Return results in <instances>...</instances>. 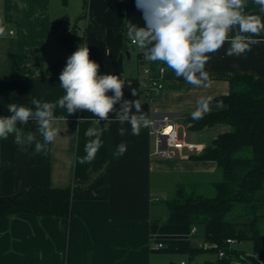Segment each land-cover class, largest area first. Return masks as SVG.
<instances>
[{
    "label": "crops",
    "instance_id": "obj_1",
    "mask_svg": "<svg viewBox=\"0 0 264 264\" xmlns=\"http://www.w3.org/2000/svg\"><path fill=\"white\" fill-rule=\"evenodd\" d=\"M67 2L0 0V28L4 29L0 36V116L11 114L8 104L34 109L33 98L55 103L65 94L59 78L52 75L51 66L67 55V49L59 43L61 33L70 29L74 20L64 9ZM74 2L83 5V0ZM88 3V21L104 31L103 35L90 31L86 41L90 59L100 66L99 74L110 73L126 83L130 81L137 95L133 97L125 85L124 99L139 100L148 119L163 114L174 117L179 129L183 128L182 136L187 140L186 128L190 129L199 141H188L201 148L183 149L174 159L151 156L149 126L133 135L130 124L116 122L103 132L95 159L80 164L79 158L86 155L85 145L92 139L85 136V131L95 126V117L79 110L69 115L59 107L54 110L58 134L47 154H35L34 144L28 146L27 152L20 151L12 135L0 139V196L32 186L70 187L72 194L69 218L30 213L1 216L0 264H178L183 259L189 264H208L218 255L207 250L215 246L209 225L198 226V231L192 233V225L169 223L168 204L179 185L197 181L193 173L216 170L214 160H195L190 156L200 154L230 125L217 123L195 130L189 119L200 97L213 99L229 93L228 78L232 75L251 73L264 78V42L251 45L250 51L239 56L227 55L230 45L225 43L210 54L205 65L208 86L196 87L183 77H176L162 62H141L144 50L132 43L126 28L128 20L144 26V13L137 9L136 0ZM245 11L264 19L254 0H246ZM63 16L69 19L57 23ZM256 38L264 41L263 33ZM145 67L165 84L151 99L143 94V82L148 77ZM226 108L223 102L211 101L204 115ZM114 115L110 114V118ZM21 127L25 134L36 133L34 121ZM120 127L127 129L124 136L118 133ZM37 139L42 141L38 133ZM120 143L127 145V151L116 158L113 153ZM191 249L200 251L191 255ZM198 258L204 260L198 262Z\"/></svg>",
    "mask_w": 264,
    "mask_h": 264
},
{
    "label": "clouds",
    "instance_id": "obj_2",
    "mask_svg": "<svg viewBox=\"0 0 264 264\" xmlns=\"http://www.w3.org/2000/svg\"><path fill=\"white\" fill-rule=\"evenodd\" d=\"M264 13V0H254ZM137 9L144 13V26L128 20V38L144 50V56L152 62H162L176 77L196 87L208 86L205 65L210 54L221 49L225 43L230 46L226 54L242 55L251 50V45L264 42L256 37L264 33V19L248 14L246 0H136ZM4 29L0 28V36ZM99 64L90 59L88 45H79L68 58L59 75L64 95L55 103L41 102L33 98V108L15 103L8 104L10 115L0 116V139L14 136V143L20 151L27 152L34 144L35 154H47L48 146L54 142L57 129L54 110L66 109L69 115L87 111L95 117L94 127L85 131L89 139L80 164L91 163L102 146L101 136L112 123L131 125L133 135H139L142 127L150 124L141 110L139 100L124 99L123 88L127 85L131 95H137L131 82H125L114 74H99ZM111 93V95H109ZM212 97H200L197 108L192 112L193 120L203 118L209 111ZM118 105V107H117ZM135 109V111H133ZM114 113V118L110 114ZM60 119H64L60 117ZM34 121L36 133H24L23 125ZM103 121V127H100ZM127 129L120 127L118 133L124 136ZM37 133L42 141L37 139ZM127 151V145L120 143L113 156L118 158Z\"/></svg>",
    "mask_w": 264,
    "mask_h": 264
},
{
    "label": "trees",
    "instance_id": "obj_3",
    "mask_svg": "<svg viewBox=\"0 0 264 264\" xmlns=\"http://www.w3.org/2000/svg\"><path fill=\"white\" fill-rule=\"evenodd\" d=\"M88 4V0H83L82 12L74 18L71 28L59 37L67 55L52 64L54 77L59 78L67 58L78 46L86 45L90 31L103 35L101 27L88 21ZM68 19L63 16L56 22ZM228 80L229 93L212 99L227 104V108L210 112L199 120L189 119L195 130L217 123L230 125L228 131L213 138L200 154L190 156L217 163L222 177L213 182L216 194L206 197L189 192L186 185H179L168 204V220L192 227L209 225L215 246L207 250L218 254L223 249L225 255H217V259L208 264H264V78L236 73ZM71 202L70 187L32 186L10 196H0V217L30 213L69 218ZM228 238L238 242L250 240L253 254L233 249ZM198 251L200 249H191V255Z\"/></svg>",
    "mask_w": 264,
    "mask_h": 264
},
{
    "label": "built area",
    "instance_id": "obj_4",
    "mask_svg": "<svg viewBox=\"0 0 264 264\" xmlns=\"http://www.w3.org/2000/svg\"><path fill=\"white\" fill-rule=\"evenodd\" d=\"M143 60H146L145 56L143 57ZM144 72L148 77L143 82V94L146 99H151L165 88V84L163 81H160L151 75L149 67H145ZM149 121L151 156H156L162 159H174L179 155V151L183 149L194 151L201 148L197 143L188 141L185 137L179 135V124L174 117L168 114L152 115L149 117ZM197 231V226H193L191 232L196 233ZM227 242L233 244L236 240L228 238ZM159 246H162V244H159ZM224 255V250H220L218 256L223 257ZM178 264H189V262L183 259L180 260Z\"/></svg>",
    "mask_w": 264,
    "mask_h": 264
},
{
    "label": "rangeland",
    "instance_id": "obj_5",
    "mask_svg": "<svg viewBox=\"0 0 264 264\" xmlns=\"http://www.w3.org/2000/svg\"><path fill=\"white\" fill-rule=\"evenodd\" d=\"M64 9H66L67 15L74 19L82 12V3L79 4L78 2H74V0H68ZM63 30V29H62ZM58 33H60V28H58ZM135 60V57H134ZM187 130V140H192L194 142H198L199 139L194 136L190 129L186 128ZM183 128L179 129V135L182 136ZM195 175V176H194ZM193 177H196L197 181H192V184L187 185V189L189 192L194 191L195 193L202 194L206 197H213L216 194V189L213 186V182L218 181L222 177L221 170L217 167L216 170L213 172H198L196 174H192ZM233 249L238 251H243L249 254H253V243L250 240H245L238 242L236 241L233 245ZM213 256V254H212ZM215 257V255H214ZM204 260L203 258H198V262Z\"/></svg>",
    "mask_w": 264,
    "mask_h": 264
},
{
    "label": "water",
    "instance_id": "obj_6",
    "mask_svg": "<svg viewBox=\"0 0 264 264\" xmlns=\"http://www.w3.org/2000/svg\"><path fill=\"white\" fill-rule=\"evenodd\" d=\"M127 53L129 54V51ZM248 261H250V260H248Z\"/></svg>",
    "mask_w": 264,
    "mask_h": 264
}]
</instances>
